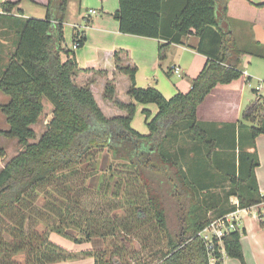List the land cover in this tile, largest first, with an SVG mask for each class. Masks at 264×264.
Returning a JSON list of instances; mask_svg holds the SVG:
<instances>
[{
	"label": "trees",
	"instance_id": "obj_1",
	"mask_svg": "<svg viewBox=\"0 0 264 264\" xmlns=\"http://www.w3.org/2000/svg\"><path fill=\"white\" fill-rule=\"evenodd\" d=\"M19 1H3L0 12V27L17 33L0 70V91L9 96L0 103L9 128L0 135L16 138L23 147L0 170V264H49L81 254L92 255L94 264H209L198 235L211 220L203 219L206 211L213 208L221 216L264 200L255 176L259 158L254 142L264 133V96L243 112V120L256 125L200 121L197 109L217 85L241 78L243 53L264 59V45L253 41L241 49L236 44L228 16L231 0H118L113 14L118 30L160 39L159 60L170 44H182L190 35L198 37L193 48L207 57L190 89L170 98L154 86L137 87L135 67L119 68L130 78L127 94L157 107L150 118L143 110L148 127L143 134L131 126L135 104L117 100L112 82L105 85L103 97L125 109L124 116L106 117L91 88L73 82L77 61L63 36L69 0H47L43 18L12 15ZM250 4L264 9V1ZM18 13L22 15L21 8ZM85 40L75 26L73 42L81 47ZM43 99L52 104V117L40 137L29 142ZM183 135L192 142L190 160L198 162L197 173L182 166L177 142ZM241 146L248 148L246 153H240ZM104 149L112 158H97ZM113 160L131 174L111 185L103 182L102 173L113 168ZM213 168L218 179L230 180L225 196L209 192ZM134 183L140 190L129 192ZM80 184L82 193L102 200L103 209L92 207L94 199L85 205ZM229 195L238 198L237 204L227 200ZM166 197L172 200L174 225L169 224ZM50 231L77 243L97 237L103 247L75 254L49 240ZM134 231L140 232L132 238ZM241 232H230L222 244L225 254L243 263ZM217 258L215 264H222L220 253Z\"/></svg>",
	"mask_w": 264,
	"mask_h": 264
},
{
	"label": "crops",
	"instance_id": "obj_2",
	"mask_svg": "<svg viewBox=\"0 0 264 264\" xmlns=\"http://www.w3.org/2000/svg\"><path fill=\"white\" fill-rule=\"evenodd\" d=\"M3 1L5 0H0V12ZM261 1L264 0L229 1L228 16L231 32L241 49L253 41H259L264 45V9L250 4ZM46 2L47 0H20L11 14L43 18L46 15ZM18 8L22 9V15L18 13ZM117 8L118 0H69L67 2L63 21L66 46L73 48L75 26L86 35L84 44L74 49L77 70L72 79L78 86L91 88L95 101L106 117L124 116L127 114L125 109L103 97L105 85L112 82L115 87V98L123 103L133 102L136 106L131 119L132 128L145 134L148 132V127L143 110H148L150 118L156 113L157 107L153 103H137L127 94L131 83L130 78L119 68L135 67L134 78L137 87L154 86L164 97L170 98L177 92L185 93L190 89L191 79L199 74L207 57L193 48L198 42V37L190 35L185 37L182 44H170L166 57L159 60L158 45L161 40L120 32L118 22L113 17ZM90 9H95L96 12L91 13ZM71 16L72 19H70ZM16 38L15 28L0 27V70L7 62L8 52L14 49L13 44ZM253 58L260 57L243 53L241 55L243 69L241 78L228 84L217 85L205 97L197 109V118L200 121H214L219 126L227 121H237L236 124L240 121L244 122L246 86L251 83L252 78L257 77L256 73L249 69ZM171 65L179 67L180 75L171 69ZM94 88L99 93L100 102L96 98ZM254 142L259 158L255 176L259 193L264 196V133L258 134ZM22 149L21 146L19 151ZM238 218L239 230H242L240 242L243 263L224 253L222 264H264V200L248 208H241L238 211ZM48 237L55 244L75 254L103 247L102 240L97 237L80 243L53 231L49 232ZM49 264H94V257L81 254L73 260H61Z\"/></svg>",
	"mask_w": 264,
	"mask_h": 264
},
{
	"label": "rangeland",
	"instance_id": "obj_3",
	"mask_svg": "<svg viewBox=\"0 0 264 264\" xmlns=\"http://www.w3.org/2000/svg\"><path fill=\"white\" fill-rule=\"evenodd\" d=\"M74 2V1H72ZM73 4H76L75 2ZM67 19V18H66ZM70 19H72V16L70 17ZM253 72L256 73L257 77L252 78L251 83L247 84L246 86V99H245V109L243 110V112H245L248 107L250 106V104L252 103V101H254L256 98H258L259 96H264V59H260V58H253L250 66H249ZM261 83L262 85V89L260 90V92L254 91V87L256 84ZM94 93H96V98L97 100L100 102V96L99 93H97V89L94 88ZM9 101V96L4 94L3 92H0V103H7ZM44 102V108L43 111L38 119V121L36 123L33 124L32 128L35 132V137L30 138L29 140L31 142H35L41 135V133L43 131H45L46 129V123L47 121H49V119L52 117V110H53V106L50 102H48L46 99H43ZM245 121V120H244ZM247 123H252L255 124V122L252 121H245ZM256 125V124H255ZM9 128V124L6 121V116L4 113H2L0 111V130H6ZM172 143H169V146H171ZM20 143L18 142V140L16 138H7L3 135H0V148L3 150V154L0 155V168H2L13 156H15L17 154V152H19L20 150ZM177 148L180 150L182 149V151L180 152V157L183 158L182 161V166L187 167L192 166V168H194V172H198L200 171L198 167V162H193V160H190V156H192V150H193V145L192 142L189 141L184 135L178 140L177 142ZM246 150H248L247 147H240V153L244 154L246 153ZM229 151H231V148L229 147ZM97 158H112L110 155V152L106 151L105 149L101 152H99L97 154ZM236 160V158H231V160ZM233 162V161H232ZM112 169H107V171H105L104 173H102V179L103 182L107 181L108 183H111V185L113 184V182L115 180H120V179H127L128 177L127 174H131V172H129L130 168L125 167L121 164H118V162L116 163L114 160L112 161ZM236 165V163H235ZM195 166V167H194ZM197 168V169H196ZM211 174H213V178H208V184H210L212 187H210L209 192H215L217 194H220V196H225V193L229 190H231V183L229 179H222V177H218V172L215 170V168L210 170ZM113 173V178H111V174ZM213 181V182H212ZM105 184V183H104ZM82 185L80 184L78 186V188H80L78 194L81 198L82 201H84L85 205H89L91 204V202L94 199V203L96 206H92L93 208H96L97 205H99V208L103 209V202L102 200L98 197L95 198V196L89 198L87 196V194H85L86 192L81 191ZM135 188V189H134ZM138 189L140 190V186H138L137 184H132L129 188V192H135L138 191ZM78 190V189H76ZM202 196V195H201ZM209 197V194L206 196ZM166 202H167V212H168V220H169V224L170 225H174V218H173V214H172V200L169 199L168 197H166ZM227 200H229V202L231 204H237L238 202V198L235 195H229ZM42 201V198L39 199L38 204H40ZM217 208L219 207V205L216 206ZM116 214V213H115ZM114 215V213H113ZM219 216L217 214V211L215 209H208L205 213V215L203 216L204 220H209V219H213L214 217ZM73 228V227H71ZM71 230H75L73 232L76 233V229H69L68 231ZM140 231H134L132 233V238H134V236H137V234H139ZM77 234V233H76ZM136 247L139 248L140 245L138 244V242H136ZM146 253H140L139 257H143L145 256ZM19 261H23L22 257H18Z\"/></svg>",
	"mask_w": 264,
	"mask_h": 264
},
{
	"label": "built area",
	"instance_id": "obj_4",
	"mask_svg": "<svg viewBox=\"0 0 264 264\" xmlns=\"http://www.w3.org/2000/svg\"><path fill=\"white\" fill-rule=\"evenodd\" d=\"M89 12L95 13V9H90ZM72 47H77L73 43ZM171 69L180 75V69L176 65H171ZM262 89L261 83L255 85L254 90L260 92ZM241 208L237 207L235 210L223 214L219 217L209 220L205 226L198 232L200 238L204 241V245L208 254L209 264H215L217 261V253L224 254L222 240L223 237L230 232L239 230L238 211Z\"/></svg>",
	"mask_w": 264,
	"mask_h": 264
}]
</instances>
